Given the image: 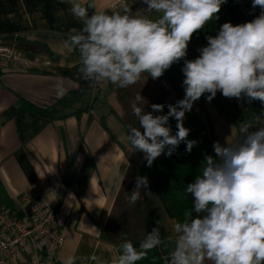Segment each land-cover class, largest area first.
Wrapping results in <instances>:
<instances>
[{
	"label": "clouds",
	"instance_id": "obj_1",
	"mask_svg": "<svg viewBox=\"0 0 264 264\" xmlns=\"http://www.w3.org/2000/svg\"><path fill=\"white\" fill-rule=\"evenodd\" d=\"M142 2L148 11L159 15L133 14L126 2L121 4L122 11L89 14L94 3L68 0L70 14L83 27L69 33L67 46L79 54L83 79L120 88L136 84L144 73L156 80L184 60V97L168 104L166 114H153L162 113L163 104H152L151 112L137 106L144 100L140 95L132 104L139 128L129 127L127 139L133 151L144 154L150 167L162 153L173 155L182 142L187 152L192 151L198 142L188 139L190 129L184 126V118L205 94L208 101L220 92L225 98L264 105V0H252L253 9H260L259 15L237 25L224 23L215 36L206 37L207 45L198 49L200 55L190 60L185 57L193 35L213 18L218 19L226 0ZM55 87L62 96V83ZM170 118L177 122L175 134ZM254 119L259 127L252 130L250 123H242L236 142H214L216 157L205 156L201 174L187 185L192 208L174 225L177 237L169 264H264V110ZM119 179L122 182L124 176ZM147 187V177L138 176L130 203L135 204L141 189ZM161 243L160 228L153 227L139 248L124 240L110 259L93 253L84 260L137 264ZM76 260L69 256L66 264H76Z\"/></svg>",
	"mask_w": 264,
	"mask_h": 264
},
{
	"label": "crops",
	"instance_id": "obj_2",
	"mask_svg": "<svg viewBox=\"0 0 264 264\" xmlns=\"http://www.w3.org/2000/svg\"><path fill=\"white\" fill-rule=\"evenodd\" d=\"M115 0H84L94 3L89 14L105 10ZM68 0H0V38L20 37L44 44L56 57L59 67L80 64L79 54L69 51L67 38L82 22L69 12ZM244 2L227 8L234 24L251 21L252 11ZM155 18L158 13L150 12ZM26 37H30L27 39ZM49 63L36 59L22 71L0 65V208L20 212V195L38 188L53 203L60 223L63 247L46 264H66L69 256L76 264L95 253L104 259L116 255L113 245L103 241L102 229L120 187V177L136 164V151L112 111H116L111 83H93L89 93L74 105L77 115L47 119L29 106H52L67 94L79 95L83 86L67 77L42 72ZM43 69V70H42ZM42 70V71H41ZM64 94L58 95L56 84ZM176 238L166 242L164 264H169Z\"/></svg>",
	"mask_w": 264,
	"mask_h": 264
},
{
	"label": "trees",
	"instance_id": "obj_3",
	"mask_svg": "<svg viewBox=\"0 0 264 264\" xmlns=\"http://www.w3.org/2000/svg\"><path fill=\"white\" fill-rule=\"evenodd\" d=\"M250 2L252 0H226L221 5L217 14L218 19L213 18L204 29L195 33L188 45L187 56L185 59H195L200 55L198 49L207 45V36H215L221 25L231 22L228 17L227 8L237 3ZM253 9L252 11L257 10ZM0 44L14 46L30 61L39 59L40 62H47L49 66L41 71L44 73H54L58 76L67 77L83 86V91L79 95L67 94L62 99L56 101L52 106L36 109L31 106L38 114L47 119H59L71 115L79 114L82 110L74 111V105L81 101L82 96L89 93L94 82L82 78L80 64L71 68H62L57 65L56 57L41 43L27 42L20 37L0 38ZM184 60L175 63L170 69L156 79H151L147 73L141 75L140 80L127 88L114 87V101L117 105L116 111H112L128 135L129 127L139 128V121L133 114L132 104L136 102L137 96H142L144 100L138 102L137 106L144 108L146 112H151L152 104H163L162 113L156 112L154 115H163L168 112V104H175L177 100L183 99L184 89L182 82L184 79L181 71ZM41 68H30L28 71ZM207 95L202 96L194 102L192 110L186 112L184 126L190 129L189 140L198 143L189 153L186 151V144L181 143L171 156L162 153L155 159L149 167L145 164L139 170L128 167L124 174V179L120 184L115 200L109 212L107 221L102 229L103 241L113 245L116 250L120 243L129 240L139 248V243L151 232L153 227H159L162 243L157 248L148 253L147 258L138 261L137 264H164L166 253V242L176 238L174 225L182 222L184 213L192 208V197L186 193V187L193 182L197 175H200L205 162V156L216 157L213 149L215 142L210 122L208 127L197 116L194 105L203 107L207 102ZM218 114L228 120L233 125L240 123H250L252 130L259 127L254 117L262 110L264 105L259 101L248 103L243 99L225 98L220 92L212 99ZM69 112H71L69 114ZM176 120L169 119V126L172 134L177 131ZM209 128V129H208ZM167 152V149L165 150ZM147 177L148 187L141 189L140 199L135 203H130V195L136 183V178ZM149 191L155 194L162 212L159 213L149 198ZM195 215V214H194ZM159 222V223H158ZM205 264H211L205 261Z\"/></svg>",
	"mask_w": 264,
	"mask_h": 264
},
{
	"label": "built area",
	"instance_id": "obj_4",
	"mask_svg": "<svg viewBox=\"0 0 264 264\" xmlns=\"http://www.w3.org/2000/svg\"><path fill=\"white\" fill-rule=\"evenodd\" d=\"M125 2L133 14L151 12L142 0H115L104 11H122ZM0 65L27 71L33 62L14 46L0 44ZM19 203L20 212L0 208V264H46L63 247L61 229L70 225L59 222L53 203L36 187L23 192Z\"/></svg>",
	"mask_w": 264,
	"mask_h": 264
},
{
	"label": "rangeland",
	"instance_id": "obj_5",
	"mask_svg": "<svg viewBox=\"0 0 264 264\" xmlns=\"http://www.w3.org/2000/svg\"><path fill=\"white\" fill-rule=\"evenodd\" d=\"M194 110L197 116L204 122L207 127L208 121L210 122L215 142L218 141L221 145H225L226 143H234L239 139V127L242 123L233 125L228 120L221 117L218 114L216 106L212 100L205 102L203 107L194 105ZM134 161L136 162V164H132L129 166L133 170H139L145 164H147V161L144 159V154L138 151H136ZM148 196L152 201V205L155 206L159 213H161L162 209L155 194L149 191Z\"/></svg>",
	"mask_w": 264,
	"mask_h": 264
}]
</instances>
